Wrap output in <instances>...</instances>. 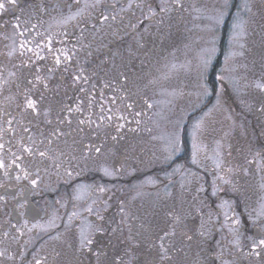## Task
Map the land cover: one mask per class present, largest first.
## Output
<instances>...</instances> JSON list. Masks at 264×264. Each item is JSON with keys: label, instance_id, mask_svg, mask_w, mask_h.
Listing matches in <instances>:
<instances>
[{"label": "flooded vegetation", "instance_id": "1", "mask_svg": "<svg viewBox=\"0 0 264 264\" xmlns=\"http://www.w3.org/2000/svg\"><path fill=\"white\" fill-rule=\"evenodd\" d=\"M249 1L243 78L222 84L223 64L214 100L223 86L238 122L198 152V106L157 161L135 89L166 83L199 0H0V264H264V0Z\"/></svg>", "mask_w": 264, "mask_h": 264}, {"label": "rangeland", "instance_id": "2", "mask_svg": "<svg viewBox=\"0 0 264 264\" xmlns=\"http://www.w3.org/2000/svg\"><path fill=\"white\" fill-rule=\"evenodd\" d=\"M228 7V0H199L196 9L197 33L191 35V30H188L181 52L173 55L172 65L165 71L166 83L135 89L137 94L149 93L150 114L142 129V143L157 161L170 159L177 146L182 124L196 107H203L211 95L206 80L210 66L219 53L220 28ZM82 10L84 12L86 8ZM260 14L256 4L249 0L242 1L230 25L229 37L225 38L229 51L223 62L222 84L238 86L242 80L244 73L241 71V53L248 46V40L245 41L249 35L250 21ZM221 91L222 95L218 96L210 109H204L199 114L198 152L207 145L212 132L234 127L238 122L224 109L223 86Z\"/></svg>", "mask_w": 264, "mask_h": 264}, {"label": "trees", "instance_id": "3", "mask_svg": "<svg viewBox=\"0 0 264 264\" xmlns=\"http://www.w3.org/2000/svg\"><path fill=\"white\" fill-rule=\"evenodd\" d=\"M231 9L232 10H238V7L235 8L233 6V8H231ZM234 17L235 16L231 17V14H230V17H228V19L226 20L225 31L227 30V28L229 26V23L231 25ZM229 29H230V27H229ZM229 32H230V30L226 34V36H228V37H229ZM226 36H224L219 41V53L216 56L215 61H214L213 65L211 66L212 70L209 71V75H208V80H209V83H210V87L212 89V93H211L210 96H208L204 106L199 108V114L204 110V108L206 106H208V104H211L215 100V98L217 96V90H218V88H217V80H219V74L221 72V67L223 65V62H224V59H225L226 55L228 54V44H227L226 39H225ZM184 138L186 139V140H184V142H186V146L188 147L189 144L187 142V134L184 135Z\"/></svg>", "mask_w": 264, "mask_h": 264}, {"label": "snow or ice", "instance_id": "4", "mask_svg": "<svg viewBox=\"0 0 264 264\" xmlns=\"http://www.w3.org/2000/svg\"><path fill=\"white\" fill-rule=\"evenodd\" d=\"M13 2H14V0H13ZM4 7H5V5L3 3H0V9H3ZM57 62H59V61H57ZM28 107L33 108L34 102L29 100L28 101ZM41 155H44V153H41ZM261 244H264V240L261 241Z\"/></svg>", "mask_w": 264, "mask_h": 264}]
</instances>
